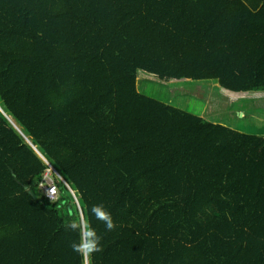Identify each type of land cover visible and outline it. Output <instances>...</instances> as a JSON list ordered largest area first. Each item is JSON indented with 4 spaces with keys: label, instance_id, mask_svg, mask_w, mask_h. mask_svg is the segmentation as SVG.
Instances as JSON below:
<instances>
[{
    "label": "trees",
    "instance_id": "trees-1",
    "mask_svg": "<svg viewBox=\"0 0 264 264\" xmlns=\"http://www.w3.org/2000/svg\"><path fill=\"white\" fill-rule=\"evenodd\" d=\"M139 74L264 93V0H0V264H82L73 220L102 237L92 264H264V130Z\"/></svg>",
    "mask_w": 264,
    "mask_h": 264
},
{
    "label": "rangeland",
    "instance_id": "rangeland-1",
    "mask_svg": "<svg viewBox=\"0 0 264 264\" xmlns=\"http://www.w3.org/2000/svg\"><path fill=\"white\" fill-rule=\"evenodd\" d=\"M147 76L139 74L138 83H142L143 89L149 95L194 114H201L215 124L224 123L234 127L243 133L264 130V93L235 94L223 90L215 82L165 83ZM42 159L49 169V163L44 157Z\"/></svg>",
    "mask_w": 264,
    "mask_h": 264
},
{
    "label": "clouds",
    "instance_id": "clouds-1",
    "mask_svg": "<svg viewBox=\"0 0 264 264\" xmlns=\"http://www.w3.org/2000/svg\"><path fill=\"white\" fill-rule=\"evenodd\" d=\"M43 185V183H40ZM56 189L51 187L49 189V197L52 199ZM91 215L96 221L102 222L108 231H112L116 228L113 216L110 211L103 204L94 205L90 209ZM68 227L73 232L79 233V239L73 241L71 248L72 251L78 254L82 259V264H92V258L95 254L103 251L102 237L92 226H88L87 229L76 220H73Z\"/></svg>",
    "mask_w": 264,
    "mask_h": 264
},
{
    "label": "built area",
    "instance_id": "built-area-1",
    "mask_svg": "<svg viewBox=\"0 0 264 264\" xmlns=\"http://www.w3.org/2000/svg\"><path fill=\"white\" fill-rule=\"evenodd\" d=\"M54 168L51 166L48 171L45 173V177L42 181L43 185H40V188L42 191H45L46 195L49 197V189L51 187H54L56 189L55 193L52 194V199L57 198V187L53 181V176H54ZM50 198V197H49ZM51 199V198H50Z\"/></svg>",
    "mask_w": 264,
    "mask_h": 264
},
{
    "label": "water",
    "instance_id": "water-1",
    "mask_svg": "<svg viewBox=\"0 0 264 264\" xmlns=\"http://www.w3.org/2000/svg\"><path fill=\"white\" fill-rule=\"evenodd\" d=\"M34 148H35V147H34ZM35 150L37 151V149H36V148H35ZM37 152H38V151H37ZM38 153H39V152H38ZM39 154H40V153H39ZM40 155H41V157H43V156H42V154H40Z\"/></svg>",
    "mask_w": 264,
    "mask_h": 264
}]
</instances>
